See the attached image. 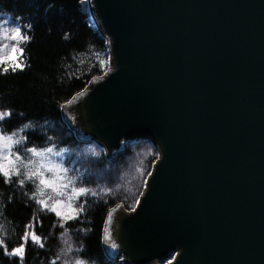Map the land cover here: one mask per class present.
Listing matches in <instances>:
<instances>
[{
  "label": "water",
  "instance_id": "1",
  "mask_svg": "<svg viewBox=\"0 0 264 264\" xmlns=\"http://www.w3.org/2000/svg\"><path fill=\"white\" fill-rule=\"evenodd\" d=\"M88 3L111 69L65 121L111 159L131 141L160 151L136 211H111L107 254L264 264V0Z\"/></svg>",
  "mask_w": 264,
  "mask_h": 264
},
{
  "label": "trees",
  "instance_id": "2",
  "mask_svg": "<svg viewBox=\"0 0 264 264\" xmlns=\"http://www.w3.org/2000/svg\"><path fill=\"white\" fill-rule=\"evenodd\" d=\"M3 11L22 17L19 25L24 34L32 37L31 42L20 45L24 50L20 58L24 70L0 74V110L13 111L12 119L4 122V133L29 121L36 126L35 130L23 133L28 142L14 151L29 159L24 150L31 146L42 148L55 143L76 150L97 146L78 141L61 112L64 104L109 68L106 41L89 21L86 0H0V12ZM24 24H31V30L24 28ZM48 135L54 139L49 141ZM97 148L102 156L91 164L73 154L67 155L65 163L73 164L74 174L78 171L81 176L79 186H93L99 195L80 198L81 202L87 200L85 212L65 224L70 232L65 234L63 247L67 249L73 243L79 246L83 240L85 250L73 252V256L87 260L88 264H117L107 258L102 246L106 217L117 204L133 209L158 154L151 143L142 141L128 143L125 152L115 160L107 159L104 151ZM22 176L23 170L21 177L13 176L11 183H5L0 176V238L11 250L20 243L25 224L35 215L43 225L42 232L39 226L36 230L48 238L47 244L41 249L30 243L24 264H51L60 246L57 238L64 232L59 227L62 221L54 214L38 211L40 206L24 195L25 191H34V182H27L21 189L17 181ZM47 196L52 197L49 203L64 199L51 190L46 191ZM82 229L89 231L85 235ZM56 262L61 264L60 260ZM0 264H19V259L5 256L0 248Z\"/></svg>",
  "mask_w": 264,
  "mask_h": 264
},
{
  "label": "clouds",
  "instance_id": "3",
  "mask_svg": "<svg viewBox=\"0 0 264 264\" xmlns=\"http://www.w3.org/2000/svg\"><path fill=\"white\" fill-rule=\"evenodd\" d=\"M21 20L22 17L16 16L14 13L0 12V63H9L14 60L17 50H20V45L31 42L32 37L29 35H20L22 28L19 22ZM23 27L30 31L32 25L24 24ZM64 38L67 39V35ZM9 111L11 109L0 110L4 113ZM35 127L29 121L7 134L0 128V173H3L5 177H21L23 170V176L18 179L17 184L23 189L27 182H34V191L31 193L25 191L24 195L40 206L38 211H42L43 206L52 204L49 203L52 200L51 196L45 198L47 190H51L57 196L64 197V199H56L54 203L62 217L60 227L64 229V232L60 233L57 238L60 246L56 250V260H60L61 264H88L87 260L72 255L73 252L85 250L86 245L83 240L79 241V246L73 243L67 249L63 247L65 234L70 232L65 224L70 220L78 219L85 212L87 200L81 202L82 196L97 197L99 192L93 186H79L81 176L78 171L74 174V165L70 162L65 163V161L68 154H73L91 164L93 159H100L102 153L95 145L89 146V149L76 150L68 146L58 147L53 143L42 148L27 147L24 151L30 158L25 159L20 152L14 151V149L27 144L28 137L23 133L35 130ZM53 139L52 135H48L49 141ZM8 182L5 179V183ZM80 231L86 235L89 230L82 229Z\"/></svg>",
  "mask_w": 264,
  "mask_h": 264
},
{
  "label": "snow or ice",
  "instance_id": "4",
  "mask_svg": "<svg viewBox=\"0 0 264 264\" xmlns=\"http://www.w3.org/2000/svg\"><path fill=\"white\" fill-rule=\"evenodd\" d=\"M20 35L21 36L24 35V32L22 30H21ZM23 51H24L23 48L20 47V50H17L14 60L9 61V63H0V73H2L3 75H6L9 73L10 70L13 73H15L17 70L23 71L25 66L22 65L20 62V58L23 56ZM9 64H11V66H9ZM98 79H102V77ZM78 95H82V93H78ZM12 116H13L12 110L7 113L0 112V128L3 127L5 121H10L12 119ZM0 176H2L4 180L7 179L9 181L8 183L12 182L13 177H5L3 173H0ZM134 210H135V206H133V211ZM112 211H115V210L113 209ZM42 212H48V213L54 214L55 217H57L60 221H62L60 212L56 208L54 203H52L50 206H43ZM107 219L108 221H111L113 219L112 215L109 214L107 216ZM60 224L61 223H59V227H60ZM38 226L40 227L41 232H42V228H43L42 222L37 221L35 215H33L30 221L25 224L24 231L22 235L20 236V243L14 246L11 250H9L8 245L5 243L4 239L0 238V248L3 249V254L9 258H13V257L18 258L19 264H24L25 254H26V251L30 243L38 246L41 249H45L48 238L37 232L36 229ZM105 232H106V239L111 240V236L107 234V230H105ZM111 246L116 247L115 244H112ZM51 264H57V262L53 260Z\"/></svg>",
  "mask_w": 264,
  "mask_h": 264
}]
</instances>
